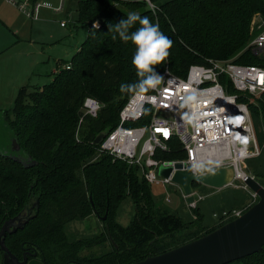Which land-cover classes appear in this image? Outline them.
<instances>
[{"label": "trees", "instance_id": "trees-1", "mask_svg": "<svg viewBox=\"0 0 264 264\" xmlns=\"http://www.w3.org/2000/svg\"><path fill=\"white\" fill-rule=\"evenodd\" d=\"M73 1L75 22L87 28L84 40L68 60L60 61L49 83L31 87L30 92L29 85L20 87L12 117L6 112V125L20 146L19 154L35 162L26 166L14 159L13 151L0 150V231L6 221H12L2 236L7 250L19 260L25 253L27 264H130L234 219L221 214L212 225L201 226L202 216L196 212L194 219L186 221L156 204L149 183L136 166L102 152L94 157L98 150L93 144L95 136L118 123L119 110L132 94L121 93L119 86L138 80L131 63L135 46L118 35L113 40L107 25L130 12L158 24L172 47L168 57L154 66L157 73L167 67L184 76L190 65L216 59L264 67V56L249 44L255 33L251 19L255 13L264 16V0ZM97 21L99 29L95 30L92 25ZM66 64L70 67L65 68ZM86 96L96 98L102 107L96 117L84 116L77 137ZM249 108L259 112L253 105ZM156 157L183 158L181 143L171 139L169 150L158 151ZM126 197L131 199L134 213L122 225L116 213ZM93 213L99 219L106 213L100 219L103 231L92 238L70 240L66 223ZM104 241L109 243L107 251L80 254L83 248ZM235 263L264 264V245L229 264ZM0 264H4L1 247Z\"/></svg>", "mask_w": 264, "mask_h": 264}, {"label": "built area", "instance_id": "built-area-1", "mask_svg": "<svg viewBox=\"0 0 264 264\" xmlns=\"http://www.w3.org/2000/svg\"><path fill=\"white\" fill-rule=\"evenodd\" d=\"M6 1L17 6L30 19H35L41 8L59 11L64 4V0H58L57 4L47 0ZM262 23L255 25L256 28L251 27L255 33L249 42L251 48L259 53L264 52ZM60 25L64 26L65 22L61 21ZM64 67L69 68L70 65ZM158 73L161 80L155 88L139 95L132 93L127 98L119 110L118 123L106 131L98 150L112 159L136 166L148 183H173L171 177L178 161L182 163V169H188L193 175L221 166L232 167V183L238 180L243 182V188L247 187L244 183L247 173L242 169V162L258 156L260 147L249 103L241 99L249 97L255 101L262 98L264 67L216 59L209 60L208 64L190 65L184 76L168 68ZM101 107L102 104L94 97L83 99L77 137L84 116L96 117ZM239 126L245 128L240 131ZM157 129L166 130V134ZM173 138L181 143L184 157L157 158L158 151L169 150V142ZM160 165L172 168L168 177L158 173ZM193 165H200L201 169L194 171ZM251 194L253 204L258 196L254 191ZM193 195L194 201L188 203L189 206H195V190ZM247 208L231 213L224 211L222 215L224 218L237 217Z\"/></svg>", "mask_w": 264, "mask_h": 264}, {"label": "rangeland", "instance_id": "rangeland-1", "mask_svg": "<svg viewBox=\"0 0 264 264\" xmlns=\"http://www.w3.org/2000/svg\"><path fill=\"white\" fill-rule=\"evenodd\" d=\"M47 1L58 3V0ZM76 16V3L72 0H64L63 8L59 11L41 8L35 19L28 18L17 6L6 0H0L1 151H12L13 137L6 125V112L12 117L11 110L19 88L29 85L28 92H30L31 87L49 83L53 73L60 66V61L68 60L84 40L87 28L75 22ZM61 21L65 22L64 26L60 25ZM261 21L264 24V16L255 13L250 28ZM260 54L264 56V52ZM244 101L249 103V107L253 105L259 111L255 114L250 109L249 112L257 134L260 154L242 162V169L264 187V98H257L254 101L244 97ZM99 155L100 151L97 150L94 157ZM245 187L243 188V182L238 180L220 189L193 182L196 202L195 206H189L176 183L165 185L149 183L150 192L157 205L180 215L186 221L194 219L196 212H199L202 216L201 226L212 225L224 211L231 213L233 210L249 206L252 202V190L248 186ZM133 213V203L129 197H126L117 209L116 220L122 225H127ZM102 231V222L94 213L83 219L69 221L65 225V232L70 240L92 238ZM109 248L108 241H104L83 248L80 254H101Z\"/></svg>", "mask_w": 264, "mask_h": 264}, {"label": "water", "instance_id": "water-1", "mask_svg": "<svg viewBox=\"0 0 264 264\" xmlns=\"http://www.w3.org/2000/svg\"><path fill=\"white\" fill-rule=\"evenodd\" d=\"M105 134L106 131L99 132L93 144L99 145ZM12 151L17 161L25 163L26 166L35 164L33 161L28 162V158L19 154L20 146L14 137ZM174 166L175 171L171 180L179 185L187 203L194 201L193 182L220 189L231 184L234 176V170L229 166L217 167L198 175L191 174L188 169H182L181 162H175ZM171 171L172 168L168 166L160 165L158 168V173L165 177H168ZM244 183L257 194L258 200L241 215L194 240L130 264H229L260 251L264 245V187L249 174L245 175ZM99 217L104 220L106 213ZM11 223L12 221H6L0 231L4 264H27L25 253L22 260H19L7 250L2 240Z\"/></svg>", "mask_w": 264, "mask_h": 264}, {"label": "clouds", "instance_id": "clouds-1", "mask_svg": "<svg viewBox=\"0 0 264 264\" xmlns=\"http://www.w3.org/2000/svg\"><path fill=\"white\" fill-rule=\"evenodd\" d=\"M136 25L139 26L135 27L134 31H130ZM92 28L98 30L99 22H94ZM107 28L108 32L113 34V40L118 35L121 41L131 42L135 46L131 63L136 69L138 80L134 83H122L119 86L120 92L139 95L155 88L161 76L155 71L154 66L168 57L172 41L160 31L158 24L152 23L147 16L142 17L136 12H130L126 18L116 23H108ZM244 128L239 126L240 131ZM200 169V165H193L194 171Z\"/></svg>", "mask_w": 264, "mask_h": 264}, {"label": "snow or ice", "instance_id": "snow-or-ice-1", "mask_svg": "<svg viewBox=\"0 0 264 264\" xmlns=\"http://www.w3.org/2000/svg\"><path fill=\"white\" fill-rule=\"evenodd\" d=\"M157 131H165V134H166V130H162V129H157Z\"/></svg>", "mask_w": 264, "mask_h": 264}, {"label": "crops", "instance_id": "crops-1", "mask_svg": "<svg viewBox=\"0 0 264 264\" xmlns=\"http://www.w3.org/2000/svg\"><path fill=\"white\" fill-rule=\"evenodd\" d=\"M73 1V0H72ZM73 2H75V1H73ZM76 18H77V16H76ZM78 49V48H77ZM37 264H39V263H37Z\"/></svg>", "mask_w": 264, "mask_h": 264}]
</instances>
